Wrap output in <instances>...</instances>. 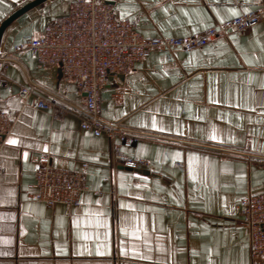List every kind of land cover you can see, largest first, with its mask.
<instances>
[{
  "label": "crops",
  "instance_id": "obj_1",
  "mask_svg": "<svg viewBox=\"0 0 264 264\" xmlns=\"http://www.w3.org/2000/svg\"><path fill=\"white\" fill-rule=\"evenodd\" d=\"M31 1L3 0L0 24ZM70 1H44L0 39V112L12 122L0 144V264H252L234 207L263 189L254 158L264 157V24L192 51H153L127 74L110 76L101 89V117L127 137H96L79 128L84 97L75 84L28 51L13 52L24 36H37L65 14ZM106 1L117 18L153 38L202 32L260 0ZM21 87L68 110L35 109L19 97ZM213 128L216 140L209 138ZM10 138L18 143L7 144ZM115 148L148 166L114 162ZM42 155L55 168L84 171L77 206L32 199ZM121 228L138 229L140 239ZM128 247L149 259L122 256Z\"/></svg>",
  "mask_w": 264,
  "mask_h": 264
},
{
  "label": "built area",
  "instance_id": "obj_2",
  "mask_svg": "<svg viewBox=\"0 0 264 264\" xmlns=\"http://www.w3.org/2000/svg\"><path fill=\"white\" fill-rule=\"evenodd\" d=\"M257 24H264V0L256 9L226 20L202 32L185 37H153L140 35L133 22L117 18L106 0H72L65 14L50 20L37 36H24L13 46V52L28 51L42 68L58 67L64 81L73 82L84 97V106L77 111L79 128L98 137H127L117 123L102 119L104 111L101 89L110 76L127 74L135 64L153 51L174 49L192 51L225 37L230 32H242ZM4 81L0 69V86ZM19 97L30 100L35 109L68 108L53 99L21 87ZM12 122L0 112V144L9 133ZM114 162L129 168L141 169L148 162L118 153ZM264 171V157L254 158ZM85 173L55 168L48 155L38 158L34 176L32 199L48 207L62 205L71 209L78 205V195L84 189ZM239 223L247 231L252 264H264V180L260 194L244 197L234 207Z\"/></svg>",
  "mask_w": 264,
  "mask_h": 264
},
{
  "label": "snow or ice",
  "instance_id": "obj_3",
  "mask_svg": "<svg viewBox=\"0 0 264 264\" xmlns=\"http://www.w3.org/2000/svg\"><path fill=\"white\" fill-rule=\"evenodd\" d=\"M2 2H3V0H0V3H2ZM214 11H215V9H214ZM245 11H248V9L246 8ZM228 12L230 13V15H231L232 17H235V16L239 15V13L237 12V10H236L235 8H229V9H228ZM218 18H219V17H218ZM246 63H250V61H247V60H246ZM250 80H251V77H250ZM260 87H261V88H264V83L260 84ZM213 102H215V101H213ZM122 114H123V113H122ZM151 127H152L153 129H157V122H156L155 117H153V123H152ZM158 130L163 131L164 129L161 127V128H159ZM215 131H216V130L213 128V129H212V133H213V134H210V135H209V138L212 139V140H216V139H217L216 135L214 134ZM6 143L9 144V145H16V144L18 143V140H17V139H12V138H10V139H8V140L6 141ZM45 151H47V148H45ZM25 155H27V153H25ZM122 207H124V205H122ZM123 219H125V218H122V220H123ZM121 232H122V233H125V234H128V235H133V236H135V238H136L137 240L140 239V237H139V235H138V232H139L138 229L133 228V231L129 233V232H126V229H125V228H121ZM146 243H147V241H145V244H146ZM97 254H98V255H101V254H103V253H101V252L98 250V251H97ZM121 255H122V256H132L133 258H136V257L138 256V257L141 258V259H149L148 256H146V255H144V254H142V253H139V250H138V248H136V247H128V248H126V249H125V248H122V249H121Z\"/></svg>",
  "mask_w": 264,
  "mask_h": 264
},
{
  "label": "water",
  "instance_id": "obj_4",
  "mask_svg": "<svg viewBox=\"0 0 264 264\" xmlns=\"http://www.w3.org/2000/svg\"><path fill=\"white\" fill-rule=\"evenodd\" d=\"M46 0H33L27 4H25L24 6L20 7L17 11H15L13 14H11L6 20H4L1 24H0V39L2 36V33L4 32V30L14 21L16 20L19 16H21L23 13L27 12L28 10L40 5L41 3H43Z\"/></svg>",
  "mask_w": 264,
  "mask_h": 264
}]
</instances>
